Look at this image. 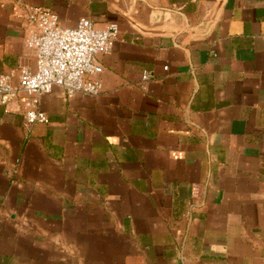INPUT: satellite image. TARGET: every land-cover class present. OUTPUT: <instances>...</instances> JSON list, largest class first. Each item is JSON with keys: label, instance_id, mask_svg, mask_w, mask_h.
Returning <instances> with one entry per match:
<instances>
[{"label": "crops", "instance_id": "obj_1", "mask_svg": "<svg viewBox=\"0 0 264 264\" xmlns=\"http://www.w3.org/2000/svg\"><path fill=\"white\" fill-rule=\"evenodd\" d=\"M25 6L119 33L99 96L0 107V264H264V0H0L14 86Z\"/></svg>", "mask_w": 264, "mask_h": 264}, {"label": "built area", "instance_id": "obj_2", "mask_svg": "<svg viewBox=\"0 0 264 264\" xmlns=\"http://www.w3.org/2000/svg\"><path fill=\"white\" fill-rule=\"evenodd\" d=\"M23 15L28 25L25 43L34 51L35 69L20 68L15 86L10 83L11 76H0V107L19 108L26 125L46 124L40 99L55 88L68 98L102 93L97 76L103 68L95 58L112 50L119 26L111 22L100 29L91 20L80 19L74 28H64L50 9L31 6L24 7ZM151 79V72L142 73L143 83Z\"/></svg>", "mask_w": 264, "mask_h": 264}]
</instances>
